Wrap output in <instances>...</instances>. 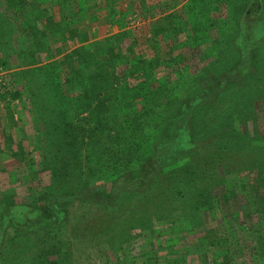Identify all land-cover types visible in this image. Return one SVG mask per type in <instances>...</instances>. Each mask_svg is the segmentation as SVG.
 Masks as SVG:
<instances>
[{
	"label": "trees",
	"instance_id": "obj_1",
	"mask_svg": "<svg viewBox=\"0 0 264 264\" xmlns=\"http://www.w3.org/2000/svg\"><path fill=\"white\" fill-rule=\"evenodd\" d=\"M130 2L127 12L111 6L117 12L113 16L116 18L111 19L113 22L106 20L99 27L105 34L107 22L122 21L118 34L110 37L120 38L131 34L133 48L138 47V51H141L137 52L138 59L130 61V58H124L116 64L112 57L121 47L118 44L115 47L110 45L105 50L106 58L109 55L106 61L97 59L99 54L94 44L79 46L76 49L80 52L79 57L88 51L89 63H92L84 67L86 80L78 77L82 105L90 108L85 117L87 126L75 125L69 120L70 109L66 103H53L55 111L50 120H55V126L48 129V135L40 134L37 141L47 146L41 167L32 171L33 176L29 178L0 180V255L3 260L10 258L14 260L13 263L19 264H70V251L65 241L67 226L71 224L68 206L75 202L88 203L91 209L85 212L81 226L88 225L90 228L87 230L93 231L98 223L102 229L113 219L116 211L122 209L125 203L123 198L135 193L136 190H130L128 183L139 180L146 184L149 177L162 176L161 184H167L164 188L190 204L189 207L185 205V208L191 213L196 212V223H199L200 232H203L205 248L213 240L212 235L206 232L205 219L202 221L201 213L204 211L214 218L211 211L216 195L221 194L226 203L237 196L231 178L233 173L236 176H243V173L253 176L246 178L247 183L242 186V192L248 194V199L250 197V203L258 213L259 224L264 222V128L258 129L255 109L256 103L264 100V42L260 48L255 43L247 54L239 53L232 63L227 53L222 55L220 49L207 68L193 71L198 68L194 59L198 58L199 62L203 60L202 55L196 52L199 51L197 48L200 43L196 42L192 53L183 57L181 50L170 49L171 40L167 42L164 37L165 25L162 20L168 17L167 9L170 5L178 6L182 0ZM31 4L36 5L32 1ZM128 14L132 18L135 16L133 23L127 21ZM118 17L121 19L114 22ZM147 21L150 22L149 40L156 43L152 50L140 46L138 39ZM171 31L172 37L178 38L179 32L175 25ZM110 37H107L109 41ZM164 47L169 56L170 76L168 72L159 75L162 67L166 68L165 58L162 59L156 53L145 56L156 49L164 51ZM182 47L189 48V44ZM135 52L136 49H133L131 53ZM173 54L181 57L180 61H175ZM71 63L72 54L65 56L64 66L77 73L78 69L75 66L72 68ZM50 73L57 82L56 96L59 93L63 95L62 83H66V78L62 82L58 80L61 75L54 68ZM192 74H195V79L190 77ZM172 75L175 79H171ZM132 77L136 80L135 89L130 86ZM179 86L184 88L185 95L180 98L169 97L168 93ZM130 90L134 98L139 97L136 111L121 115L118 112L123 104L122 96ZM40 93L32 92V95ZM10 96L12 99L19 98V89L11 92ZM40 114L44 123L47 115H44L42 107ZM235 119L245 120L243 122L252 120L253 134L238 129L234 124ZM90 144L96 155L93 159L89 158L95 163L102 162L106 167V161L111 159L119 165V168L112 167V171L105 175L99 173L98 182H102L103 187L91 180L96 167L87 165L84 168L86 161L83 159L86 156L82 151ZM134 159L138 167L130 166ZM152 159L154 162H151ZM180 159L183 160L178 161ZM107 167L111 168L109 164ZM124 167L129 168L130 173H125ZM103 176H106L105 180L100 178ZM149 183L145 188L143 185L144 191H151L153 187L157 191L155 195L163 191V186ZM217 187L220 188L214 191ZM19 188H25L27 202L19 201ZM195 194L196 199H190L195 198ZM142 198L148 199L147 195ZM125 209L129 210L127 207ZM261 230H264V226ZM229 231L214 236L220 242L219 245L228 241L231 232L236 229ZM261 234L256 237L252 251H248V254L252 252L250 256L253 259L250 261H242L243 257L248 256L242 251H237L238 257L231 258L236 252L222 248L218 254L223 259L219 261L220 257L216 256V263L264 264V239L259 238H263Z\"/></svg>",
	"mask_w": 264,
	"mask_h": 264
},
{
	"label": "rangeland",
	"instance_id": "obj_2",
	"mask_svg": "<svg viewBox=\"0 0 264 264\" xmlns=\"http://www.w3.org/2000/svg\"><path fill=\"white\" fill-rule=\"evenodd\" d=\"M31 1L36 5H32ZM130 1L133 0H0V180L29 178L30 175L33 176L32 171L41 167V159L45 157L47 146L44 142L40 145L37 141L40 134L48 135V129L55 126V120H50L55 111L53 103H66L70 109L69 120L75 125L87 126L85 117L90 108L82 105L83 97L78 92V77L86 80L84 67L91 66L92 63H89L88 51L79 57L80 52L76 50L79 46L89 47L94 44L99 54L97 59L106 61L109 55L107 54L106 58L105 50L110 45L115 47L118 44L121 47L112 57L116 64L121 63L124 58H130V61L138 59V53L141 51H138V47L133 48L131 34L120 38L110 37L118 34L122 21L107 22L104 27L105 34L99 27L106 20L113 22L111 19L116 18L113 16L117 12L113 11L111 6L127 12ZM167 15L162 22L165 25L164 37L167 42L171 40L172 43L170 49L181 50L183 55L180 54L184 57L192 53L196 42L200 43L197 44L199 51L196 52L202 55L203 60L199 62L198 58L194 59L198 68L193 67L197 69L193 71L207 68V64L217 57L215 53L220 49L223 51L222 55L227 53V58H231L232 63L239 53L247 54L255 43L258 48L263 46L264 0H182L178 6L170 5ZM134 17L128 14L126 19L133 23ZM119 19L121 18L118 17L114 22ZM149 23L147 21L138 39L140 46L150 47L151 49H147L152 50L155 41L149 40ZM174 25L179 32L178 38L172 37L171 30ZM107 37H110L111 41ZM219 41L223 42L220 44ZM184 44H189V48H183ZM133 49H136L135 53H131ZM165 51L164 47V51L156 49L155 52L149 51L145 56L150 57L156 53L162 59L165 58L163 61L166 68L162 67L159 75L168 72L170 76V61L167 60L169 56ZM70 54L71 67L75 66L77 73L63 64L64 57ZM133 54L134 56H131ZM173 57L177 62L181 59L176 55ZM53 68L61 75L58 80L62 82L66 78V83H62L64 87H61L63 95L59 93L56 96L57 82L50 73ZM29 69L31 71H28ZM195 74L189 76L195 79ZM199 74L200 72L197 73ZM171 79L175 77L172 75ZM130 82V86L135 89V77H132ZM66 87L70 89L67 90ZM181 88L183 87L175 88L168 96L180 98L185 95L186 91ZM16 89H19L20 97L12 99L10 93ZM38 91L39 95H32V92ZM128 92L125 91L122 96L123 104L118 112L121 115L135 112L137 108L139 97L134 98L131 90ZM41 107L44 115H47L44 123L40 119ZM255 109L258 129L263 130L264 100L258 101ZM243 121L235 119L234 124L236 123L238 129L253 134L252 120ZM82 152L86 156L83 159L86 161L84 168L87 165L96 167L91 179L94 183L100 181L99 173L105 175L112 171V167L119 168L111 159L106 161V167L102 162L95 163L91 160L96 155L91 144ZM139 155L142 153L139 152ZM181 160L183 159L178 161ZM108 164L111 168L107 167ZM137 164L134 159L130 166L138 167ZM144 167L147 168L146 164ZM124 171L130 173L129 168L124 167ZM231 175L237 196L226 203L221 194L216 195L211 211L214 218L204 211L201 213L202 221L205 219L206 232L212 235L213 240L206 248L203 247V232H200L199 223H196V212L187 211L186 200L173 196L167 191L168 188H164L167 184H161L162 176L149 177L145 181L146 184L143 181L131 180L128 183L129 188L136 190L135 193L127 194L123 198L125 203L123 202L122 209L117 210L113 219L102 229L98 223L93 231L87 230L90 228L88 225L81 226L85 212L91 209L88 203L70 204L68 207L71 224L67 226L65 237L66 248L70 251V264H217V257H220L219 261L223 259L218 254V250L222 248L236 252L231 258L237 255V251H242L248 255L243 257L242 261H250L253 259L250 256L252 252L248 254V251L255 244L258 235L262 233L263 238H259L264 239V230H261L264 222L259 224L258 213L250 203V197L248 199V194L242 192V186L247 183L246 178L253 176L246 173H243V176H236L234 173ZM100 178L105 180L106 176ZM149 182L163 186V191L159 195H155L157 191H154V187L151 191H144ZM98 183L103 187L102 182ZM18 191L19 201L27 202L24 197L27 195L25 188H19ZM146 195L148 199H143ZM190 199L195 200L196 194L195 198ZM126 207L129 210H126ZM132 224L135 226H130ZM225 230L235 232H231L228 241L219 245L220 242L215 240L217 238L214 239V236ZM13 262L10 258L3 260L0 255V264H19Z\"/></svg>",
	"mask_w": 264,
	"mask_h": 264
}]
</instances>
